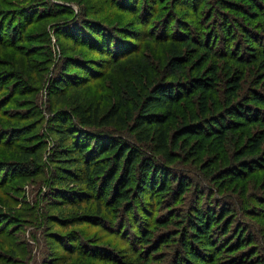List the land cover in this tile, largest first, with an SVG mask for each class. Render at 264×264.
I'll list each match as a JSON object with an SVG mask.
<instances>
[{
  "label": "rangeland",
  "instance_id": "obj_1",
  "mask_svg": "<svg viewBox=\"0 0 264 264\" xmlns=\"http://www.w3.org/2000/svg\"><path fill=\"white\" fill-rule=\"evenodd\" d=\"M230 1L233 5L220 0H0V13L8 11L0 16V164L18 160L23 144L36 148L38 158L30 157L38 163L29 174L0 170V264H174L188 215L197 206L218 211V221L210 225L215 244L209 256H201L202 264H264V167L256 162L264 155V142L254 152L246 144L251 131H263L264 123L227 128L221 146L209 139L199 150L193 148L194 136H183L169 146L176 157L165 163L152 143L138 140L127 126L135 111L134 91L143 95L155 79L188 82L195 73L186 60L175 68L169 59L172 47L183 50L182 29L201 32V41L212 46L208 61H216L221 73L214 103L210 99L215 112L223 113L228 101L223 82L228 65L244 69L237 98L251 103L254 91L264 93L258 65L239 64L222 43L224 23L236 34L238 27L250 28L264 43V0ZM17 4L21 12L11 19ZM6 24H13L17 40L4 32ZM75 24L78 35L72 34ZM238 40L229 47L239 56L248 41ZM195 93L192 101L175 105V117L166 123L170 137L184 113L199 111ZM73 102L98 104L101 113L118 103L120 119L99 128L157 155L168 171L183 176L186 189L145 191L144 202L136 201L128 212L111 202L97 212V198L91 195L80 202L60 196L58 183L73 187L70 191L84 187L64 184L62 172L54 169L61 152L55 145L60 122L53 119L75 118ZM254 107L264 113V105ZM20 126L24 133L11 139ZM246 162L255 169L236 177L231 168L237 171ZM176 183L177 178L170 181ZM83 210L89 215L80 222L60 220ZM225 227H240L239 247L232 246L237 236L228 240ZM146 234L148 242L141 239Z\"/></svg>",
  "mask_w": 264,
  "mask_h": 264
},
{
  "label": "trees",
  "instance_id": "obj_2",
  "mask_svg": "<svg viewBox=\"0 0 264 264\" xmlns=\"http://www.w3.org/2000/svg\"><path fill=\"white\" fill-rule=\"evenodd\" d=\"M220 1L224 4L233 5L230 0ZM21 6L22 4L16 5L11 19L21 12ZM6 12L8 11L3 10L0 16H4ZM0 22L3 26V19ZM233 22L235 21L232 20ZM183 25V28H186V24L183 23ZM73 26L75 30L72 34H80L78 32L80 26L78 24ZM222 26L224 29L222 43L226 45V54L230 53L232 58L238 59L239 64L241 61H248V65L256 63L258 65L256 72L264 74V43L259 41L263 39V36L261 38L256 31L250 28L243 30L238 27L240 32L236 34L235 29L231 31L228 24L224 23ZM4 32L14 40L19 37L16 35L13 24H6ZM197 33L195 31L193 34L189 30L182 29L180 34L182 41L179 44L183 50L172 47L169 57L175 68H182L184 60L190 63L195 73L189 76L188 82L165 80V84H160L164 79L161 81L155 79L151 85L146 87L143 95L135 91L132 93L135 111L129 114L131 122L127 126L134 132L138 140L148 144L152 143L154 151L159 152L164 157V163L174 160L176 155L171 153L169 146L177 145V140L183 136L186 138L194 136L196 142L193 148L199 150L203 147L204 141L209 139L213 140L217 146H221L227 128L237 129L247 123L254 126L264 123V113L259 114L258 108L254 107L255 103L264 105V93L254 91L250 98L252 104L246 101L244 97L237 98L240 88L239 80L242 77V72H244V69L240 66L237 67V65L234 67L228 65L224 73V91L228 98L227 104L222 107L224 114L214 111L210 99L214 103L212 94L217 92L221 73H219L216 61H208L212 52L210 42L206 39L201 41L202 33L198 31ZM239 37H244V40L248 42L243 44L242 48L244 47L245 50L241 49L238 56L236 55L237 51L229 47V43L235 39L240 42ZM254 38L258 40L257 43L253 41ZM202 48L203 50L206 49L202 51ZM54 86L61 88L57 84ZM193 92H196L194 100L199 111L190 113L189 116L184 113V118L171 130L173 136L170 137L166 123L175 117V105L180 100L192 101L190 97ZM65 99L66 97L62 95L61 100ZM73 107L75 118L58 117L53 119L60 122L56 128L58 142L55 141V145L61 152L57 156L54 169L62 172L59 179L64 184L82 183L84 187L70 191L73 187L68 188V186H62L58 183L57 187L61 189L59 191L60 196L76 198L80 202L81 199L91 195L97 198V212L101 210L102 204H109L110 202L126 207V212H128L135 210L136 201L144 202L142 197L145 191H154L158 188L170 191L171 188V192L176 193L186 189L187 183H185L183 176L168 171L164 167L166 165H163V161L157 155L149 154L129 138L116 136L99 128L101 124L120 119L118 103L111 105L102 113L99 111L98 104L94 103L84 106L79 102H73ZM261 129L252 130L251 134L247 136L248 142L246 144L249 145L252 152L259 150L264 142V130ZM23 133L24 127L22 126L13 129L11 139H18ZM21 146L22 150H19L18 160L0 164V170L6 168V170L13 172L29 174L36 167L38 163L35 154L37 149L25 144ZM32 155H36L35 160H30ZM256 162L264 167V155ZM246 169H255V167L246 162L238 167L237 171L231 168V172L235 173L236 177L243 179L244 174L242 172ZM173 178H177L175 186L170 184ZM216 212L218 214V211ZM216 212H214L213 207L207 206L203 209L197 206L196 211L188 215L187 229H183L182 232L181 253L174 258V264H202L201 256L210 255L211 245L215 244L210 225L218 221ZM86 215H89L86 210L72 211L60 220L80 222ZM239 230L240 227L228 230L225 227L224 229L225 235L229 234L230 236L228 240L237 236L232 246L239 247L241 245L240 237H238ZM141 239L146 242L149 241L147 234L143 235ZM197 244L200 245L201 249L196 246ZM252 256L250 255V257ZM255 259L256 262H262V258L258 256Z\"/></svg>",
  "mask_w": 264,
  "mask_h": 264
}]
</instances>
